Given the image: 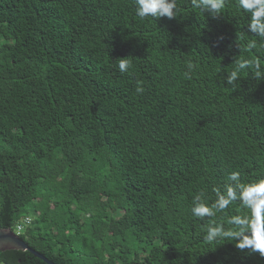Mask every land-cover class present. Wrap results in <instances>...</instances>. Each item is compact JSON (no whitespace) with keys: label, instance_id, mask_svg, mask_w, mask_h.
<instances>
[{"label":"trees","instance_id":"trees-1","mask_svg":"<svg viewBox=\"0 0 264 264\" xmlns=\"http://www.w3.org/2000/svg\"><path fill=\"white\" fill-rule=\"evenodd\" d=\"M178 6L141 20L135 0H0V228L31 216L19 236L56 264H264L206 243L190 212L230 171L264 178V80L221 82L236 57L264 66V43L236 0L218 18Z\"/></svg>","mask_w":264,"mask_h":264},{"label":"clouds","instance_id":"clouds-1","mask_svg":"<svg viewBox=\"0 0 264 264\" xmlns=\"http://www.w3.org/2000/svg\"><path fill=\"white\" fill-rule=\"evenodd\" d=\"M227 3L228 0H191L193 8L207 12L213 18L223 15ZM236 7L247 17L248 32L264 43V0H236ZM180 13L178 0H135V14L141 20L173 19ZM254 46V41L248 44L249 48ZM239 48L241 50L240 45ZM117 60L119 71L128 72L131 66L129 57ZM233 64L235 67L221 77L223 86L226 83L231 88L240 87L239 82L245 72L257 82L264 80V66L259 60L239 56ZM187 67L191 71L196 65L188 62ZM136 92H144L141 82H137ZM213 192L215 199L211 204L205 202L203 191L194 195L191 202L192 217L205 222L202 224L203 240L209 244L221 240L234 241L241 251L249 250L264 257V178L244 182L239 171H230L223 188L216 187ZM234 203H239L244 214L230 215L226 221L215 219L217 214H225Z\"/></svg>","mask_w":264,"mask_h":264},{"label":"water","instance_id":"water-1","mask_svg":"<svg viewBox=\"0 0 264 264\" xmlns=\"http://www.w3.org/2000/svg\"><path fill=\"white\" fill-rule=\"evenodd\" d=\"M7 250L30 251L48 264H56L45 255L31 248L12 228H0V253Z\"/></svg>","mask_w":264,"mask_h":264},{"label":"built area","instance_id":"built-area-1","mask_svg":"<svg viewBox=\"0 0 264 264\" xmlns=\"http://www.w3.org/2000/svg\"><path fill=\"white\" fill-rule=\"evenodd\" d=\"M33 221V218L31 216L23 217L16 225L14 228H12L15 233L18 235L23 232ZM4 264V263H0Z\"/></svg>","mask_w":264,"mask_h":264}]
</instances>
